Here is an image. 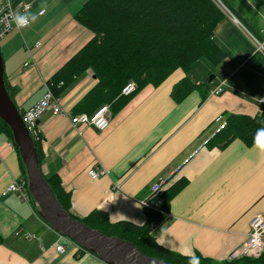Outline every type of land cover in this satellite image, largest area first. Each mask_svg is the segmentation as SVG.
Masks as SVG:
<instances>
[{"label":"crops","instance_id":"1","mask_svg":"<svg viewBox=\"0 0 264 264\" xmlns=\"http://www.w3.org/2000/svg\"><path fill=\"white\" fill-rule=\"evenodd\" d=\"M20 1L29 3L38 19L0 39V50L5 80L16 88L13 101L24 111L42 98L47 80L93 34L73 18L86 0ZM226 1L264 43V0ZM213 39L224 59L217 66L196 62L190 77L200 83L212 72L211 87L223 82L220 94L202 100L201 92L193 90L175 102L171 90L185 76L177 68L158 86L140 90L111 116L106 129L74 128L68 116L97 81L87 71L60 96L66 116L48 111L40 117L41 170L56 174L71 194V213L83 217L100 209L111 222L141 225L150 185L166 179L169 186L186 178L168 213L152 228L156 242L182 255L198 252L222 261L247 239L250 218L264 214V153L239 138L224 147H209L207 141L217 133V117L253 116L264 107V73L246 64L251 57L264 62V53L229 16L216 25ZM88 168L106 173L92 178ZM21 175L12 140L0 133V264H105L90 253L77 258L70 247L63 253L55 250V233L15 193H6L11 180ZM17 229L38 239L27 241L15 235Z\"/></svg>","mask_w":264,"mask_h":264},{"label":"trees","instance_id":"2","mask_svg":"<svg viewBox=\"0 0 264 264\" xmlns=\"http://www.w3.org/2000/svg\"><path fill=\"white\" fill-rule=\"evenodd\" d=\"M220 1L245 25L243 18L226 0ZM225 16L227 14L216 0H86L73 18L93 36L47 80L46 86L54 96L60 97L89 71L97 81L74 105L73 114H92L100 105L109 104L112 116L144 87L158 86L180 68L185 76L173 86L172 99L179 103L193 90H199L204 100L212 88L209 81L212 72L200 83L193 82L190 74L200 60L217 66L224 59V52L215 43L213 35L216 25ZM247 29L251 31L249 27ZM246 64L264 73V62L251 57ZM129 81H133L136 88L128 95H122L121 90ZM5 84L13 99L16 88L6 80ZM224 119L226 124L207 141V145L224 147L239 138L250 146L255 143L258 131L264 129V107L253 116L230 113ZM0 133L12 140L8 126L1 120ZM13 145L17 150L14 142ZM35 146L41 167L40 139L35 140ZM44 177L71 217L106 236L129 241L143 255L165 264H264V253L254 259L216 261L198 252L192 256L182 255L156 242L152 228L168 213L172 198L187 184L186 178H179L150 204L144 205L145 222L138 225L128 221L111 222L108 214L100 209H93L83 217L74 215L70 211L71 194L64 190L59 177L56 174H44ZM35 216L48 228L39 216ZM82 253L84 251L79 250L74 255L77 257Z\"/></svg>","mask_w":264,"mask_h":264},{"label":"built area","instance_id":"3","mask_svg":"<svg viewBox=\"0 0 264 264\" xmlns=\"http://www.w3.org/2000/svg\"><path fill=\"white\" fill-rule=\"evenodd\" d=\"M220 6L224 9L227 15L234 21L235 24L240 26L245 34L252 39L257 45L256 50H259L261 53H264V43H260L256 36L243 26L240 21L236 19V17L231 13V11L220 1ZM31 5L29 3H25L20 0H0V39L5 37L10 31L14 28H17L14 21L11 20V16L9 13L19 12L23 14L25 10H30ZM44 9H42L39 13L42 14ZM7 17V18H6ZM10 25V26H9ZM136 88V85L133 81H129L126 83L121 93L122 95H128L133 92ZM224 90L223 82L219 85H216L210 89L209 95H217L222 93ZM260 103L264 104V93L260 97ZM50 111L54 115H65L66 111L64 110L60 97H56L52 94L48 86H46V91L42 98L29 107L28 109L21 112L22 120L29 131L32 139L41 141V135L39 131L38 121L40 117L45 113ZM70 125L72 127H78V125H89L96 130L102 131L106 129L109 125V121L111 118V110L109 104L100 105L92 114H88L85 112L79 114H70L68 116ZM217 121L219 122V129L224 127L226 124L225 120L222 116L217 117ZM87 173L92 178H97L106 173L104 168H88ZM168 181L166 179H159L158 181L152 183L150 185V196L147 201H142L144 205L150 204L155 196L163 192L167 186ZM118 186V183L115 184ZM15 193L18 198L25 201L30 209L32 210L34 215L38 216L37 213V205L30 194L28 188V181L26 176L21 175L11 180L6 188V193ZM56 238L54 240L55 250L59 253H63L67 247L75 251H84V253H88L86 250L80 248L73 240L62 235L58 232H55ZM15 235H19L27 241L38 239L35 234L29 231H23L18 229L15 232ZM264 253V214H255L249 220V231L247 235V239L238 247H236L231 254L229 255V259H240V258H259Z\"/></svg>","mask_w":264,"mask_h":264},{"label":"water","instance_id":"4","mask_svg":"<svg viewBox=\"0 0 264 264\" xmlns=\"http://www.w3.org/2000/svg\"><path fill=\"white\" fill-rule=\"evenodd\" d=\"M210 75L209 81L212 80ZM94 77V76H93ZM0 120L12 135L19 157L24 165L28 188L40 218L54 231L73 240L80 248L92 253L105 264H165L143 255L133 243L117 236H106L85 223L71 217L57 200L44 177L39 164L35 141L27 130L20 110L6 87L4 62L0 50Z\"/></svg>","mask_w":264,"mask_h":264},{"label":"clouds","instance_id":"5","mask_svg":"<svg viewBox=\"0 0 264 264\" xmlns=\"http://www.w3.org/2000/svg\"><path fill=\"white\" fill-rule=\"evenodd\" d=\"M9 15L11 16V20L15 22L17 28L19 29L29 27L38 19V16L35 13H31L27 9L23 14L19 12H13L9 13ZM254 147L258 148L262 153H264V129H260L258 131L257 136L255 138Z\"/></svg>","mask_w":264,"mask_h":264},{"label":"rangeland","instance_id":"6","mask_svg":"<svg viewBox=\"0 0 264 264\" xmlns=\"http://www.w3.org/2000/svg\"><path fill=\"white\" fill-rule=\"evenodd\" d=\"M216 2L220 5V3L218 2V0H216ZM224 10V9H223ZM225 11V10H224ZM226 12V11H225ZM202 61H206L205 59L204 60H202ZM212 68V67H211ZM212 70L213 71H216V68H212ZM211 74H213V73H211ZM210 74V75H211ZM19 200H21L20 198H18ZM22 202H24L28 207H29V205L25 202V201H23V200H21ZM29 209H30V207H29ZM31 210V209H30ZM32 211V210H31ZM38 220V222H40L41 223V225L43 226V227H45L44 226V224H43V222L41 221V220H39V219H37ZM18 230V229H17ZM17 230H15V232L17 231ZM78 258V257H77Z\"/></svg>","mask_w":264,"mask_h":264}]
</instances>
